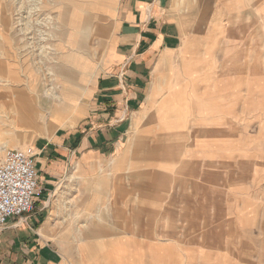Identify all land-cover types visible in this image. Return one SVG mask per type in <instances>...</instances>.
Segmentation results:
<instances>
[{"label":"rangeland","instance_id":"374dc122","mask_svg":"<svg viewBox=\"0 0 264 264\" xmlns=\"http://www.w3.org/2000/svg\"><path fill=\"white\" fill-rule=\"evenodd\" d=\"M93 1L0 0V155L34 147L57 129L56 40L65 37L72 10ZM197 3L190 9L198 12L192 21L202 28L205 54L195 48L176 84L180 93L169 97L174 110L164 120L172 125L148 133L155 137L143 146V152L166 154L159 161L167 158L163 187L169 189L135 188L130 172L140 144L131 141L132 170L119 172L117 160H106L93 177L109 183L110 191H95L84 207L88 185L72 162L48 203L54 226L47 239L68 264L86 262L88 243L98 246L96 264H149V254L132 252L137 241L147 249H155L153 242L165 246L155 263L264 264V0ZM171 154L180 157L173 167ZM100 180L94 184L99 190ZM95 229L106 236L94 240Z\"/></svg>","mask_w":264,"mask_h":264},{"label":"crops","instance_id":"0c3cea01","mask_svg":"<svg viewBox=\"0 0 264 264\" xmlns=\"http://www.w3.org/2000/svg\"><path fill=\"white\" fill-rule=\"evenodd\" d=\"M191 1L94 0L72 10V19L63 28L65 37L57 38L55 44L59 53L55 79L61 85L62 103L57 109L61 113L55 118L60 122L57 129L40 136L33 147L45 199H37L31 213L23 219L9 220L0 229V264L69 263L65 255L70 249L61 258L49 245L47 234L54 219L48 203L75 160L74 170H79L88 185L81 194L84 207L91 206L87 200H94L95 191L103 196L110 191L109 183L93 177L102 174L100 166L106 160H117L119 172L132 170L126 154L131 141L140 144V151L133 153L135 167L130 172L135 188L169 189L163 187L170 173L165 169L167 158L159 161L166 154L154 149L143 152V146L150 136L155 137L148 133L172 125V119L164 120L165 112L174 110L169 97L180 93L175 90L176 84L185 78L181 72L195 59V48H199L200 57L205 54L206 43L199 35L202 28L192 21V14L198 12H191ZM203 1L199 0L198 8ZM161 137L156 136L159 140ZM171 157L173 167L180 157ZM98 179L100 190L94 185ZM103 235L105 231L96 229L90 233L94 240ZM155 244H151L153 250L147 249L146 242L137 241L132 252L149 254V264H173L154 262L153 256L162 255L165 249ZM86 247L84 264H96L92 254L98 246L88 243Z\"/></svg>","mask_w":264,"mask_h":264},{"label":"built area","instance_id":"2783aa9c","mask_svg":"<svg viewBox=\"0 0 264 264\" xmlns=\"http://www.w3.org/2000/svg\"><path fill=\"white\" fill-rule=\"evenodd\" d=\"M36 156L33 147L5 149L0 155V229L9 220L31 213L43 195Z\"/></svg>","mask_w":264,"mask_h":264},{"label":"bare ground","instance_id":"6f19581e","mask_svg":"<svg viewBox=\"0 0 264 264\" xmlns=\"http://www.w3.org/2000/svg\"><path fill=\"white\" fill-rule=\"evenodd\" d=\"M39 21V20H38ZM70 97V96H69ZM59 102H60V104L59 103H57L56 105H55V107L58 109L59 107H61V100H59ZM64 103V102H63ZM54 105V104H53ZM52 107V106H51ZM64 107V106H63ZM54 109V108H53ZM56 109V112L58 111ZM66 109V108H65ZM26 112V111H25ZM26 114V113H25ZM50 114V113H49ZM12 118L11 119H13V120H17L18 121V117H17V115L16 114H13L12 116H11ZM85 248H87V247H85ZM86 250V249H85Z\"/></svg>","mask_w":264,"mask_h":264}]
</instances>
